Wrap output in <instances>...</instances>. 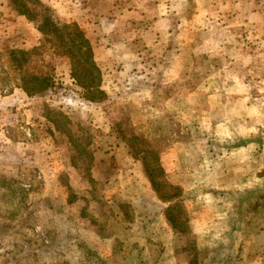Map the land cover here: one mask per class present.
Here are the masks:
<instances>
[{
    "label": "rangeland",
    "instance_id": "rangeland-1",
    "mask_svg": "<svg viewBox=\"0 0 264 264\" xmlns=\"http://www.w3.org/2000/svg\"><path fill=\"white\" fill-rule=\"evenodd\" d=\"M40 1L104 95L47 44L27 98L8 55L40 18L0 0V264H264V0Z\"/></svg>",
    "mask_w": 264,
    "mask_h": 264
},
{
    "label": "trees",
    "instance_id": "trees-1",
    "mask_svg": "<svg viewBox=\"0 0 264 264\" xmlns=\"http://www.w3.org/2000/svg\"><path fill=\"white\" fill-rule=\"evenodd\" d=\"M14 5L23 9L24 15H38L39 32L43 36L40 46L31 50H11L8 55L15 87L27 98H43L56 86L54 68L43 57L47 44L54 53L67 56L72 63L71 76L83 90L86 100L96 102L104 95L101 70L94 58L90 39L77 24L61 23L52 9L40 0H12ZM7 75V74H6Z\"/></svg>",
    "mask_w": 264,
    "mask_h": 264
},
{
    "label": "crops",
    "instance_id": "crops-1",
    "mask_svg": "<svg viewBox=\"0 0 264 264\" xmlns=\"http://www.w3.org/2000/svg\"><path fill=\"white\" fill-rule=\"evenodd\" d=\"M196 16L198 18L199 17V13ZM248 18H249V22L251 24H253V21L257 22V26H261V24L264 22V20H263L264 16L262 14L252 13Z\"/></svg>",
    "mask_w": 264,
    "mask_h": 264
}]
</instances>
